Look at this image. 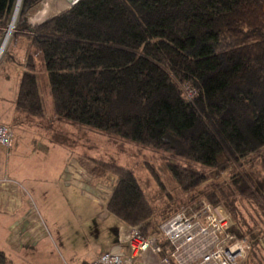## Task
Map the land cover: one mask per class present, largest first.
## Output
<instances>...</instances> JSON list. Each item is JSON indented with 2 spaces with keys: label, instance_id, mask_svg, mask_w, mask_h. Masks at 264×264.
Instances as JSON below:
<instances>
[{
  "label": "trees",
  "instance_id": "1",
  "mask_svg": "<svg viewBox=\"0 0 264 264\" xmlns=\"http://www.w3.org/2000/svg\"><path fill=\"white\" fill-rule=\"evenodd\" d=\"M16 1L0 0V41ZM41 1H21L14 35L33 30L52 118L199 166L169 164L187 199L156 226L154 207L134 171L94 159L92 182L112 185L107 210L125 224L141 225L144 235H158L169 255L159 225L205 197L232 213V231L252 244L248 262L264 264L258 244L264 232L237 204L246 200L264 214V0H79L32 25L30 13ZM6 53L25 69L17 112L46 119L35 55L24 61ZM185 87L194 92L191 98ZM224 171L227 178L208 181ZM0 264H9L2 249Z\"/></svg>",
  "mask_w": 264,
  "mask_h": 264
},
{
  "label": "rangeland",
  "instance_id": "2",
  "mask_svg": "<svg viewBox=\"0 0 264 264\" xmlns=\"http://www.w3.org/2000/svg\"><path fill=\"white\" fill-rule=\"evenodd\" d=\"M56 4L57 5L54 4L53 0H42L38 8L30 13L29 21L32 25L44 23L48 21V19L50 20L54 16L59 15L68 9L67 3L56 2ZM14 10L15 7L10 15L8 26L6 27L4 35L0 41V46L10 25ZM15 30L14 25L12 34L10 35L4 49L0 52V123L13 126L14 130H18L19 132L17 142L8 151L13 154L17 149L18 152L15 153V158H17V155L21 156L22 154V152L19 151H26L31 147V140L34 137L36 139L40 138L39 140L47 138V142L50 141V138H56L63 140L68 144L66 148L62 146V148L67 150V155H64L66 156L65 158L67 159L70 158L69 156H73L77 164L86 169L88 173H91L94 159L114 162L132 169L142 184L149 201L154 207L155 213L153 217L156 226L163 220L167 212L169 213L171 210L175 209L176 206L179 207L185 203L188 192L186 193L180 189L169 169V164L179 163L184 166H191L192 168H198L199 166L193 165L191 162L183 158L172 156L166 152L142 146L141 144L112 137L78 123L57 121L55 118H52L54 110L50 85L45 71L44 59L36 52L32 36L30 35V33H33V30L32 28L27 29L24 31V34L18 36L14 35L16 32ZM6 51H9L10 54L14 55V58L24 61L30 54L35 55V73L38 78L46 115L49 113L51 114L49 120L39 121L38 119H34V122L28 121L24 125L12 122L10 100L14 98L18 92L21 74L25 69L22 66L17 65L15 62H12V58H10L9 53L7 54ZM14 68L19 69V72H14ZM8 73L11 74V78L6 77V74ZM185 90L187 91L186 95L189 90L191 91L188 87H185ZM190 97H192V95ZM32 123L40 126V129L45 128V124L46 129L43 130L47 135L39 132V127ZM70 146H72V149ZM54 147L56 149L59 148L58 146ZM55 148H52L50 156L40 154L35 157L31 156L33 159L30 160L26 158L27 160H25V162L28 164L26 171L31 174L30 183L35 184L38 182V184H48L45 179L47 176L41 173V171L44 170L42 167L46 166L49 168L47 170L55 171L56 168L53 166L58 164L59 161L62 160L61 158H63L62 152L60 154L58 151L64 150L60 148L59 150L54 151L53 149ZM9 156L10 155L8 154L7 158ZM18 160L19 159L14 163L13 158L8 163L5 158V160L2 161V164H0V177L5 176V168H8V174L10 176L13 175L21 178ZM38 174H40V177ZM228 176L229 171H224L220 176L214 175L209 178L208 181L213 179H224ZM55 179H57V177H55ZM57 181L59 180L57 179ZM112 182L113 177L111 176L110 184ZM99 184L104 185L106 188H110L108 190L112 191V185L100 182ZM61 188H63V186H61ZM61 188L56 192L55 190L51 191L52 195L48 201L45 202L46 204L43 203L41 207L43 208L42 213L44 214L45 219V225L43 227L44 233H37L36 236L26 242H20V238L16 235L17 231L11 230L8 233L5 229L7 225V217L5 216L7 215L2 214L0 216V246L3 248V245L8 244L14 248L23 246L34 249V245L44 239L42 241L43 243L45 241L50 242L43 250L41 264H73L74 262L80 264L83 262L87 254L93 251L96 252L100 249L103 250V248L112 244L113 238H115L117 234L118 226L122 222L107 210L105 203L94 200L93 197L87 194L81 187H79L80 190L71 189L69 193L66 194L63 193V189ZM201 189L202 186H199L193 191V193H199ZM202 200H206L205 197L199 196L196 200L191 201L188 204L198 203ZM94 202L97 203V205ZM237 204L243 217L246 218L251 225L259 227V229L264 232V214H258L253 208L254 206L246 200H239ZM22 210L23 209L19 210V212ZM4 212L7 213V210L4 207H1L0 213ZM30 214L32 215L31 212ZM245 238L249 241L247 237ZM115 242H118V238ZM263 242L264 235L259 239L258 243L261 258H264ZM249 243L252 249V244L250 241ZM27 255L29 257L26 262L30 260V262L32 261L30 264L37 263L36 259L34 260L29 252ZM134 260L135 264H143L139 257Z\"/></svg>",
  "mask_w": 264,
  "mask_h": 264
},
{
  "label": "built area",
  "instance_id": "3",
  "mask_svg": "<svg viewBox=\"0 0 264 264\" xmlns=\"http://www.w3.org/2000/svg\"><path fill=\"white\" fill-rule=\"evenodd\" d=\"M78 1L69 0L67 8ZM193 94L189 90L188 98ZM14 139V129L0 124V144L7 151L13 147ZM63 176L67 183L79 185L94 200L104 202L107 207L112 194L108 190L110 188L94 184L92 174L78 165L74 158L67 163ZM12 182L8 178L0 181L1 185L7 187ZM30 212L33 221L44 227V221L34 204ZM234 225L231 213L222 205L202 200L182 207L159 225V235L170 244L169 255L159 244L158 235H144L141 225L123 223L118 231V242L95 261L82 264H135L137 257L141 258L143 264H251L247 260L251 245L245 237H238L232 231Z\"/></svg>",
  "mask_w": 264,
  "mask_h": 264
},
{
  "label": "crops",
  "instance_id": "4",
  "mask_svg": "<svg viewBox=\"0 0 264 264\" xmlns=\"http://www.w3.org/2000/svg\"><path fill=\"white\" fill-rule=\"evenodd\" d=\"M14 72H19V69L14 68L13 69ZM7 78H11V74H6ZM19 90V89H18ZM18 94V92H17ZM17 94L14 98H12L11 101V106H10V111H11V120L12 122H16L19 125H24L26 124L28 121L29 122H34L35 118H29L26 117L25 115H22L20 113L17 112L16 110V105H15V100L17 97ZM53 104V103H52ZM51 117V114L49 113L46 117V119H42L39 121H46L47 119L49 120ZM38 121V122H39ZM59 121V120H58ZM52 123V122H51ZM2 124V123H0ZM35 126H38L35 123H32ZM10 126V125H9ZM46 129V125L44 124ZM13 128V126H11ZM38 130L39 132H41L42 134H46L45 131L43 129H40L41 127L38 126ZM14 129V128H13ZM44 132V133H43ZM15 133V139H14V144L17 142V136L19 134L18 130H14ZM40 134V135H42ZM40 138L36 139L35 137L31 140L32 145L31 147L24 151H19L22 152L21 156L17 155V158H15L16 154L18 152V150L16 149L14 151L13 154H11L9 151H7V149L5 147H3L0 144V164H2V161L5 160L9 163L13 158H14V163L17 159H19L18 161V167L20 169V173H21V178L19 177H15V176H10L8 174V168H5V176L0 177V181L4 178H8L10 179L12 182V184H9V186L7 187L6 185H1L0 183V209L1 207H4L7 210V213H0V216L2 214H6L7 216V225H6V230L8 231H17L16 235L17 237L20 238V242H26L29 239L33 238L34 236H36L37 233H44L43 232V226H38L36 221H33V215L30 214V208H32L33 204L34 207H36V209L39 212V215L41 216V218L44 219V214L42 213L43 208L42 205L43 203L46 204L45 202L48 201V199L50 198V196L52 195L51 191H58L59 188H61V186H63V193H69V191L71 189H79V185L75 184V183H67L66 179L64 178V173L66 172V165L69 162V160L71 159V157L73 158V156H69L70 158H65L67 155L66 152L67 150L62 148L68 145L65 144V142L60 145V142L54 141V138H50V141L47 142V138L46 139H42L39 140ZM14 146V145H13ZM53 146V147H52ZM54 146H58L59 148L56 149ZM72 146H70L71 148ZM52 148L54 151L55 150H59L60 148H62L64 151H58L60 154L62 152L63 158H61L62 160L59 161L58 164H56L55 166H53L54 168H56L55 171H51V170H47L49 169L48 167L44 166L42 167L44 170L41 171V173L45 174V176H47L46 181L48 182V184H42V183H30V172L26 171V168L28 167V164H26L25 160H27L26 158L33 159L32 157H35L37 155L40 154H44L46 156H50L51 152H52ZM72 149V148H71ZM53 151V152H54ZM8 154L10 155L8 158ZM21 160V161H20ZM7 163V164H8ZM48 166V164H47ZM52 167V168H53ZM1 168V166H0ZM16 169V168H14ZM18 169V168H17ZM46 169V171H45ZM18 172V174H19ZM40 177V174H38ZM55 177H57V179L59 181H57V179H55ZM53 178V179H52ZM57 181V182H56ZM12 186V187H10ZM10 187V188H9ZM9 188V189H8ZM42 203V204H41ZM95 203V202H94ZM97 205V203H95ZM23 209L22 211L19 212V210ZM18 211V212H17ZM22 215H21V214ZM116 217V216H115ZM117 218V217H116ZM118 219V218H117ZM120 221V219H118ZM45 225V221L43 222ZM123 224L120 223V225L118 226L120 228V226ZM119 228L117 230V234L115 236V238H113L112 244H110L109 246L103 248V250H97L96 252H91L89 254H87L85 256V259L83 260L82 263H87V262H92L95 261L101 253L107 251L110 249V247L115 244L118 238V231ZM7 233V235H8ZM6 240V239H5ZM44 240V239H43ZM42 240V241H43ZM40 241L38 243H36V245H34V249H30L27 247H17L14 248L8 244L3 245V248L0 246V249L2 248V250L5 252L7 258H8V262L9 264H30V260L28 262H26V260H28L27 258L29 257L27 254L28 252L32 255V258H34V260L36 259L37 263L34 264H41V255L43 254V250L45 249L46 246L49 245L50 241H45L44 243ZM42 242V243H41ZM26 248V249H24ZM9 249V250H7ZM40 261V262H39ZM26 262V263H25ZM80 263V264H82ZM71 264V263H70ZM73 264H77V262L73 263Z\"/></svg>",
  "mask_w": 264,
  "mask_h": 264
},
{
  "label": "bare ground",
  "instance_id": "5",
  "mask_svg": "<svg viewBox=\"0 0 264 264\" xmlns=\"http://www.w3.org/2000/svg\"><path fill=\"white\" fill-rule=\"evenodd\" d=\"M68 1H69V0H53V2H54L55 5H57L56 2H59V3H68ZM20 2H21V1H19V3H20ZM44 5H45V4H44ZM18 12H19V11H18V9H17V10H15V12L13 13V16H12V19H11V22H10V25H9V27H8V29H7L6 35H5V37H4L3 41H2V44H1V46H0V52L4 49V47H5V45H6L7 41H8V39H9V37H10V35H11L12 32H13L14 25H15V22H16V19H17Z\"/></svg>",
  "mask_w": 264,
  "mask_h": 264
},
{
  "label": "water",
  "instance_id": "6",
  "mask_svg": "<svg viewBox=\"0 0 264 264\" xmlns=\"http://www.w3.org/2000/svg\"><path fill=\"white\" fill-rule=\"evenodd\" d=\"M19 1H22V0H17L16 6H15V10L18 9V11H19V8H20V3H21V2L19 3ZM15 10H14V12H15Z\"/></svg>",
  "mask_w": 264,
  "mask_h": 264
}]
</instances>
